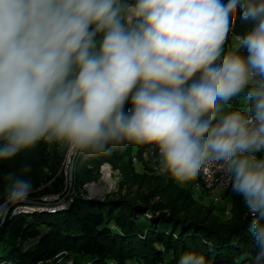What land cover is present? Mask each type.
Instances as JSON below:
<instances>
[{
  "label": "clouds",
  "instance_id": "9594fccd",
  "mask_svg": "<svg viewBox=\"0 0 264 264\" xmlns=\"http://www.w3.org/2000/svg\"><path fill=\"white\" fill-rule=\"evenodd\" d=\"M241 94L247 107H230ZM40 142L154 145L165 170L222 165L264 264V0H0V162ZM30 171L4 175L0 218L27 200Z\"/></svg>",
  "mask_w": 264,
  "mask_h": 264
},
{
  "label": "trees",
  "instance_id": "16d2710c",
  "mask_svg": "<svg viewBox=\"0 0 264 264\" xmlns=\"http://www.w3.org/2000/svg\"><path fill=\"white\" fill-rule=\"evenodd\" d=\"M241 12L238 7L233 36H243L252 27L240 19ZM239 54L248 53L241 47ZM130 107L126 104L125 110ZM64 152L40 142L0 162V203L4 175L24 165L31 167L26 177L32 183L28 197L62 198L66 179L59 170ZM103 164L121 174L119 191L101 200L89 199L79 189L98 181ZM161 164L154 145L124 144L99 155L78 153L72 203L64 210L9 218L0 229V264H56L60 254L71 258L72 264H177L183 254L193 251L203 254L209 264H252L255 247L248 231L252 217L243 198L231 193V217L225 219L175 177L161 174ZM26 219L30 222L24 226Z\"/></svg>",
  "mask_w": 264,
  "mask_h": 264
},
{
  "label": "rangeland",
  "instance_id": "374dc122",
  "mask_svg": "<svg viewBox=\"0 0 264 264\" xmlns=\"http://www.w3.org/2000/svg\"><path fill=\"white\" fill-rule=\"evenodd\" d=\"M230 107L232 108H246L247 105L245 103V96L244 94H241L239 97H236L233 99V101L230 104ZM60 148V147H59ZM73 158V153L68 151L67 149H65L64 152V156L62 159V164H61V168H60V172H63L64 176H65V184L66 187L64 189V196L61 198L60 195L55 194V195H48V196H43V197H37V198H31L28 197L27 200L19 205H13L9 207L8 213L5 217L0 218V229L1 227L5 224V222H7V220L9 218H13V216H24L26 214H30L33 212H30L26 210L28 208H35L34 212H52V211H59V210H64L66 208H68V206L72 203L73 201V197L74 194H77V191H74V170H73V180L71 182L70 179V166H71V161ZM161 166V167H160ZM158 166L159 168V172L163 175H167L170 174L171 176L176 178V182L181 185L182 187L185 188H190L193 190V192L195 193L196 197L200 198V202L203 203L206 206H215L216 207V212L218 214H223L225 219H228L231 217L230 214V210L232 208V197H231V189L226 192L224 194V192H213V195H217L220 196V198L223 197V199H221V201L216 203V200L213 197H210V193H199L197 191L194 190V181H195V177L193 175H190L188 173V175H186L185 170H182L183 167H179L175 166L174 168L171 169H167L165 170L163 163ZM75 167V164H74ZM110 167V168H109ZM179 169H178V168ZM177 168V169H176ZM181 168V169H180ZM108 170H110L111 172V184H108L107 187V191L104 192H96L97 189L101 188L102 184H103V179L104 177L108 174ZM140 170V169H138ZM175 170V171H174ZM178 170V171H177ZM180 170V173H179ZM11 170H8V172ZM11 172H16L19 173L20 171L18 170H13ZM183 172V173H182ZM99 173H100V177L98 179L97 182H92L89 184H86L83 186V188L79 189V192L81 194H84L86 196H88L89 199H97L100 197H105L106 195H109L111 193H116L119 191V183L121 181V174L119 173V171H114L112 169V166L109 164H103L101 165L100 169H99ZM185 173V174H184ZM31 172L28 174V177H30ZM179 174V175H178ZM183 176H189L191 178V176H193L189 182H187L185 179H182ZM57 178V176L55 177ZM54 178V179H55ZM54 179L52 181H54ZM193 180V181H192ZM51 181V182H52ZM191 181H192V187H191ZM51 182H49L48 184H51ZM228 193V196H226ZM225 196H224V195ZM230 214V215H229ZM10 216V217H9ZM30 222V219H26L24 221V226L27 225ZM35 227H33L32 229L27 230L26 232V236L29 235ZM28 242H31V239L28 240ZM72 259L69 257H66V254H60V256H58V260L56 264H72Z\"/></svg>",
  "mask_w": 264,
  "mask_h": 264
},
{
  "label": "bare ground",
  "instance_id": "6f19581e",
  "mask_svg": "<svg viewBox=\"0 0 264 264\" xmlns=\"http://www.w3.org/2000/svg\"><path fill=\"white\" fill-rule=\"evenodd\" d=\"M178 166V165H177ZM180 167V166H179ZM110 168V167H109ZM174 168V167H173ZM178 168V167H177ZM176 168V169H177ZM179 169V168H178ZM181 169V168H180ZM182 170H185V172H186V175H188V173L190 174V175H193L194 177H195V183H194V185H193V187H194V190L195 191H197V192H199V193H203V194H205V193H212V192H214V191H222V192H224V194L226 193V192H228L231 188H230V185H229V183H228V181L227 180H219V182H217V184H215V185H213V188H207V182H206V178L205 177H203V176H201V170H195V171H188V170H186L185 168H182ZM175 171V170H174ZM178 171V170H177ZM179 173H180V170H179ZM183 173V172H182ZM181 174V173H180ZM185 174V173H184ZM179 175V174H178ZM193 176H191V178L193 177ZM193 179V178H192ZM193 181V180H192ZM112 183V181H111V172H110V170H108V174L104 177V179H103V184H102V186H101V188H99V189H97L96 190V192H104V191H107V185L108 184H111ZM193 184V183H192ZM230 192V191H229ZM223 194V195H224ZM219 200H216V203L218 202ZM30 209H32V210H30ZM26 210H30V212H34L35 211V208H28V209H26ZM56 211V210H55ZM52 212H54V211H52Z\"/></svg>",
  "mask_w": 264,
  "mask_h": 264
},
{
  "label": "built area",
  "instance_id": "2783aa9c",
  "mask_svg": "<svg viewBox=\"0 0 264 264\" xmlns=\"http://www.w3.org/2000/svg\"><path fill=\"white\" fill-rule=\"evenodd\" d=\"M199 170H201V176L206 178L207 188H213L219 180H227L220 164H210Z\"/></svg>",
  "mask_w": 264,
  "mask_h": 264
},
{
  "label": "water",
  "instance_id": "95a60500",
  "mask_svg": "<svg viewBox=\"0 0 264 264\" xmlns=\"http://www.w3.org/2000/svg\"><path fill=\"white\" fill-rule=\"evenodd\" d=\"M77 155H78V153L77 154L73 153V158H72V161H71V166H70V179H71V182L73 180V170H74V164H75ZM101 199H102V197L97 198V200H101Z\"/></svg>",
  "mask_w": 264,
  "mask_h": 264
},
{
  "label": "crops",
  "instance_id": "0c3cea01",
  "mask_svg": "<svg viewBox=\"0 0 264 264\" xmlns=\"http://www.w3.org/2000/svg\"><path fill=\"white\" fill-rule=\"evenodd\" d=\"M258 155H260V154H258ZM214 192H217V191H214ZM218 192H220V191H218ZM212 193H213V192H212ZM212 193H211L209 196H210V197H213L214 200H215V199H218L219 201H221V199H223V197H222V198H220V196L217 197V195H213ZM221 193H222V192H221ZM224 196H225V195H224ZM219 201H218V202H219Z\"/></svg>",
  "mask_w": 264,
  "mask_h": 264
}]
</instances>
